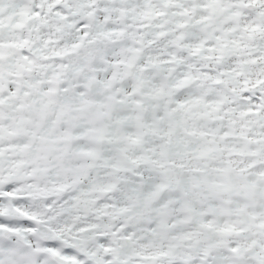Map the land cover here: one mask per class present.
I'll return each instance as SVG.
<instances>
[{"label": "snow or ice", "instance_id": "6c2138e0", "mask_svg": "<svg viewBox=\"0 0 264 264\" xmlns=\"http://www.w3.org/2000/svg\"><path fill=\"white\" fill-rule=\"evenodd\" d=\"M0 264H264V0H0Z\"/></svg>", "mask_w": 264, "mask_h": 264}]
</instances>
